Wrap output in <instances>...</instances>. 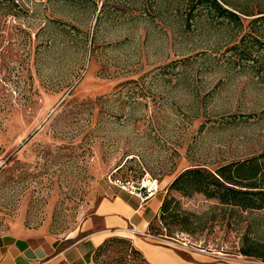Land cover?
Listing matches in <instances>:
<instances>
[{
	"label": "rangeland",
	"instance_id": "1",
	"mask_svg": "<svg viewBox=\"0 0 264 264\" xmlns=\"http://www.w3.org/2000/svg\"><path fill=\"white\" fill-rule=\"evenodd\" d=\"M223 6L239 20L198 0H0V230L63 234L109 174L149 176L174 217L133 235L199 264H264L239 252L264 242V208L169 188L264 152V0ZM127 240L94 264H150Z\"/></svg>",
	"mask_w": 264,
	"mask_h": 264
},
{
	"label": "crops",
	"instance_id": "2",
	"mask_svg": "<svg viewBox=\"0 0 264 264\" xmlns=\"http://www.w3.org/2000/svg\"><path fill=\"white\" fill-rule=\"evenodd\" d=\"M101 193L77 227L63 234L49 231L45 225L29 227L18 222L0 230V264H94L96 247L111 236L129 238L150 264H199L198 256L186 257L179 248L129 232L131 225L149 231L162 197L140 202L113 186L103 187Z\"/></svg>",
	"mask_w": 264,
	"mask_h": 264
},
{
	"label": "trees",
	"instance_id": "3",
	"mask_svg": "<svg viewBox=\"0 0 264 264\" xmlns=\"http://www.w3.org/2000/svg\"><path fill=\"white\" fill-rule=\"evenodd\" d=\"M226 0H198L215 11L217 16L225 17L231 21L239 20L238 14L224 7ZM169 188L184 195L194 192L204 194L208 198H216L222 204L236 206L242 210H255L264 208V152L249 158L230 162L217 167L214 170L202 166H191L180 172L170 183ZM172 199H163L160 206V217H174L169 210ZM174 219V218H173ZM153 222L149 225V233L152 232ZM128 239V238H127ZM125 237L111 236L100 243L93 254V260L97 258L104 246L111 243L125 244ZM131 251L137 253L134 248ZM240 254L264 260V242L242 239L239 248Z\"/></svg>",
	"mask_w": 264,
	"mask_h": 264
},
{
	"label": "built area",
	"instance_id": "4",
	"mask_svg": "<svg viewBox=\"0 0 264 264\" xmlns=\"http://www.w3.org/2000/svg\"><path fill=\"white\" fill-rule=\"evenodd\" d=\"M113 173L108 175V181L121 191L127 192L137 197L140 202H146L155 197L159 192V182L157 178L144 176L140 180L121 179L113 176ZM132 234H146L138 231L133 225L128 228ZM150 236V234H146Z\"/></svg>",
	"mask_w": 264,
	"mask_h": 264
}]
</instances>
